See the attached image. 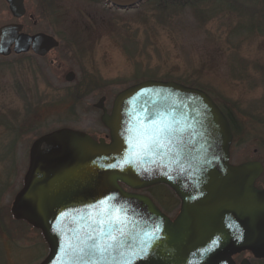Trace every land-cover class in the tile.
Masks as SVG:
<instances>
[{
	"label": "water",
	"instance_id": "water-1",
	"mask_svg": "<svg viewBox=\"0 0 264 264\" xmlns=\"http://www.w3.org/2000/svg\"><path fill=\"white\" fill-rule=\"evenodd\" d=\"M107 1L128 10L145 0ZM5 2L15 19L27 15L25 0ZM59 46L19 23L0 27V57L45 58ZM105 101L95 108L109 142L61 129L31 146L11 213L41 231L49 252L40 264H84L69 245L88 235L110 243L101 238L108 231L121 247L85 257L87 264H234L240 251L264 254V190L256 187L264 167L231 163L232 128L208 93L146 81L119 93L110 112ZM159 185L180 200L174 221L138 193Z\"/></svg>",
	"mask_w": 264,
	"mask_h": 264
},
{
	"label": "rangeland",
	"instance_id": "rangeland-1",
	"mask_svg": "<svg viewBox=\"0 0 264 264\" xmlns=\"http://www.w3.org/2000/svg\"><path fill=\"white\" fill-rule=\"evenodd\" d=\"M176 1L166 10L157 1L121 10L106 0H26L27 15L17 20L0 0V27L21 23L27 34L60 42L45 58L0 57V264H40L48 253L42 233L11 214L32 144L61 129L107 139L95 106L105 98L110 112L134 85L164 81L205 91L231 118V163L264 166V0L191 8ZM70 72L72 83L65 80ZM159 187L139 193L176 217L179 199Z\"/></svg>",
	"mask_w": 264,
	"mask_h": 264
},
{
	"label": "snow or ice",
	"instance_id": "snow-or-ice-1",
	"mask_svg": "<svg viewBox=\"0 0 264 264\" xmlns=\"http://www.w3.org/2000/svg\"><path fill=\"white\" fill-rule=\"evenodd\" d=\"M116 231H120V229H116ZM107 237L110 243H99L97 242V238L88 235V237L84 240H78L75 246L69 245L75 252H77L80 256L81 261H84V264H87L85 257L95 256L97 254L103 255L110 248L113 250H118L121 247V241L117 236L113 235L111 231L102 232L101 238ZM122 264H130L128 261L122 262Z\"/></svg>",
	"mask_w": 264,
	"mask_h": 264
},
{
	"label": "flooded vegetation",
	"instance_id": "flooded-vegetation-1",
	"mask_svg": "<svg viewBox=\"0 0 264 264\" xmlns=\"http://www.w3.org/2000/svg\"><path fill=\"white\" fill-rule=\"evenodd\" d=\"M231 126H232V124H231ZM263 175H264V173H263ZM263 175L261 177H263ZM259 180H258L256 186L259 190H264V185H260ZM176 217H170V218L172 220H174ZM232 259H233L234 264H264V254H260V255L256 256L250 250H243V251H240L238 253H235L232 256Z\"/></svg>",
	"mask_w": 264,
	"mask_h": 264
},
{
	"label": "trees",
	"instance_id": "trees-1",
	"mask_svg": "<svg viewBox=\"0 0 264 264\" xmlns=\"http://www.w3.org/2000/svg\"><path fill=\"white\" fill-rule=\"evenodd\" d=\"M107 1V0H106ZM152 2V1H157V6L158 7H160L161 9H163V10H166L167 9V7H168V0H146V1H144L143 3H145V2ZM204 1H209V0H178V1H176V3L178 4V7H180V8H187V7H189V8H191V7H196V4H198V3H200V2H204ZM108 2V1H107ZM135 8V7H134ZM231 11H234V12H238L239 11V9L238 8H236L235 6H233L232 5V7H231V9H230ZM79 99H82V98H77V100H79ZM227 115V117H228V119H229V121L231 122V118L228 116V114H226ZM18 136L19 135H16V138H18ZM16 143H17V140L15 141ZM16 143H13V145H12V148L15 146V144ZM14 157H15V154H14ZM162 187V186H161ZM161 187H159V188H157V189H160ZM1 197V196H0ZM19 223H22V224H25V226H27L28 227V225L26 224V223H24V222H19Z\"/></svg>",
	"mask_w": 264,
	"mask_h": 264
}]
</instances>
